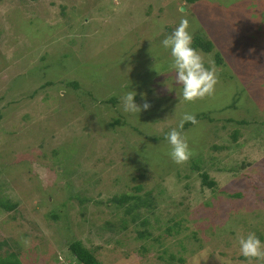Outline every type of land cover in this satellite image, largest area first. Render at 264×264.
<instances>
[{"label": "rangeland", "instance_id": "1", "mask_svg": "<svg viewBox=\"0 0 264 264\" xmlns=\"http://www.w3.org/2000/svg\"><path fill=\"white\" fill-rule=\"evenodd\" d=\"M182 17L218 76L195 102L161 43ZM129 91L151 107L124 112ZM249 233L264 243V0H0L1 257L79 264L77 239L101 264H264Z\"/></svg>", "mask_w": 264, "mask_h": 264}, {"label": "clouds", "instance_id": "2", "mask_svg": "<svg viewBox=\"0 0 264 264\" xmlns=\"http://www.w3.org/2000/svg\"><path fill=\"white\" fill-rule=\"evenodd\" d=\"M189 27L190 21L187 17H182L174 31L161 43L165 49H170L171 68L175 71L176 84L182 86V99L195 102L214 93L218 76L215 66L206 67L204 58L197 49L192 47V35L188 31ZM169 89L171 90V88ZM136 95L135 91H129L121 98L124 112L140 113L142 109L147 110L151 107L147 101L143 105L138 104L135 99ZM186 122L198 123L195 114L184 113L178 127L172 128L165 136L170 145L168 154L176 164L187 162L192 155L188 140L182 132ZM238 244L242 256L249 260L264 261V243L254 233L238 236Z\"/></svg>", "mask_w": 264, "mask_h": 264}, {"label": "trees", "instance_id": "3", "mask_svg": "<svg viewBox=\"0 0 264 264\" xmlns=\"http://www.w3.org/2000/svg\"><path fill=\"white\" fill-rule=\"evenodd\" d=\"M212 43L209 40H202L201 37L196 36L192 40V47L195 49L198 47H201L205 50H209L212 48ZM78 83L76 80L73 81H67L66 85H71V86H76ZM110 103H116V100ZM113 123H120V119H114ZM190 123V122H189ZM237 131L234 132L236 136ZM235 136H233L235 138ZM201 175V181L202 184H206L210 187H212L215 184V181L213 179H209V176L207 172H203L200 174ZM130 199H135L136 201L130 205L129 208H127L128 211L134 209V205L140 206L141 204L143 205L146 202V199L139 198L138 196L134 195H121L120 197L114 198V200L117 202V204H122L124 202H127ZM2 206L10 209L14 205L9 204L8 202L2 201L1 202ZM176 225H178L176 223ZM69 250L72 253V255L76 258L79 264H101L100 261L96 258V256L93 254V252L88 249L86 246L83 245V243L80 240H72L68 244ZM0 264H21L20 260L18 257L11 253L5 257L0 256Z\"/></svg>", "mask_w": 264, "mask_h": 264}]
</instances>
